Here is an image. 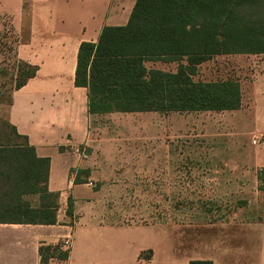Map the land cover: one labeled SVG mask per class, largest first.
I'll return each mask as SVG.
<instances>
[{
  "label": "crops",
  "instance_id": "0c3cea01",
  "mask_svg": "<svg viewBox=\"0 0 264 264\" xmlns=\"http://www.w3.org/2000/svg\"><path fill=\"white\" fill-rule=\"evenodd\" d=\"M134 4L135 0H0V17L9 20L16 37L15 56L34 69L33 76L0 104V122L33 148L36 158L48 159L46 191L58 195L53 225L0 223V264H264V217L165 226L112 225L94 215L96 191L88 183L102 187L126 170L119 164L124 155L110 147L122 124L114 122L116 115L138 118L133 124L135 139L143 137V122H149L150 137L157 144L186 133L192 119L197 128L213 129L216 142L226 140L236 147L235 152H217L214 159L221 167L241 172L231 181L238 190L248 189V180L255 187L258 168L264 167V148L258 155L247 147L240 151L253 138L264 140V54L232 58L213 79L200 80L238 83L240 105L235 110L88 112L87 89L74 85L78 47L82 42L95 44L104 27L125 26ZM158 63L145 66L164 71L155 67ZM82 145L84 159L71 149ZM130 160L139 162L140 173L142 155ZM68 198L71 216L66 215ZM36 199L30 207H38ZM69 236L65 259L53 255L41 261L40 247L55 248Z\"/></svg>",
  "mask_w": 264,
  "mask_h": 264
},
{
  "label": "trees",
  "instance_id": "16d2710c",
  "mask_svg": "<svg viewBox=\"0 0 264 264\" xmlns=\"http://www.w3.org/2000/svg\"><path fill=\"white\" fill-rule=\"evenodd\" d=\"M259 7L264 8V0H135L125 26L104 27L95 44L80 43L74 85L87 89L92 114L235 110L238 83L193 78L197 67L214 56L264 54V10ZM149 62L174 63L176 69L147 68ZM22 65L30 70L15 89L34 74ZM8 139L4 135L0 141V223L55 224L58 195L46 191L48 159L36 158L33 148L8 144ZM28 195L39 196L37 208L23 200ZM66 205L71 216L69 198ZM39 254L42 262L67 256L56 247H40Z\"/></svg>",
  "mask_w": 264,
  "mask_h": 264
},
{
  "label": "rangeland",
  "instance_id": "374dc122",
  "mask_svg": "<svg viewBox=\"0 0 264 264\" xmlns=\"http://www.w3.org/2000/svg\"><path fill=\"white\" fill-rule=\"evenodd\" d=\"M259 10L263 12L264 8ZM16 37L6 17H0V104L21 82L26 69L15 56ZM240 55L216 56L197 67L193 80L213 79L215 72L232 58ZM243 57V56H241ZM155 67L164 71L175 70V64L158 63ZM30 68V67H29ZM114 122L122 123L118 140L111 150L121 157L119 162L125 172L113 177L112 182L100 187L92 183L96 191L93 212L102 222L112 225H205L220 222H238L264 217V167L258 168L255 187L248 180L246 190H238L231 182L236 170L221 167L215 161L217 152H235L233 143L216 142L213 129L197 128L196 121L186 127V133L157 144L150 137V124L143 122V137L135 139L133 124L135 115H116ZM113 129H109L112 134ZM9 136L8 144H24L15 138L0 122V141ZM254 141L255 143H252ZM253 138L244 149L260 154L264 144ZM110 153V152H109ZM112 154V153H111ZM142 155V171L139 162L131 161ZM135 165L137 170H135ZM226 181V182H225ZM224 184V185H223ZM232 188L234 191H225ZM38 195L23 197L28 204H36ZM39 198V196H38ZM48 205L51 199L45 200Z\"/></svg>",
  "mask_w": 264,
  "mask_h": 264
},
{
  "label": "built area",
  "instance_id": "2783aa9c",
  "mask_svg": "<svg viewBox=\"0 0 264 264\" xmlns=\"http://www.w3.org/2000/svg\"><path fill=\"white\" fill-rule=\"evenodd\" d=\"M252 143H255L252 141ZM260 144H264V140L260 141ZM71 149L81 158L84 159L87 157L86 155V147L84 145L78 146V147H71ZM89 186H92L91 183H88ZM70 244H71V238L66 237L64 238L59 245L56 246L57 251L59 252H65L68 253L70 249Z\"/></svg>",
  "mask_w": 264,
  "mask_h": 264
}]
</instances>
